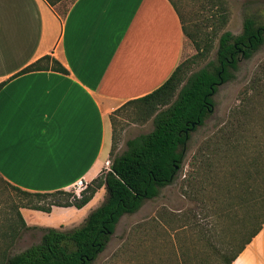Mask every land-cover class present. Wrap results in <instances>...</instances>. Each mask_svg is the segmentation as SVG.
<instances>
[{
  "label": "crops",
  "instance_id": "1",
  "mask_svg": "<svg viewBox=\"0 0 264 264\" xmlns=\"http://www.w3.org/2000/svg\"><path fill=\"white\" fill-rule=\"evenodd\" d=\"M47 55L67 73L19 74ZM184 55L169 0H75L64 18L46 0H0V178L30 193L92 182L109 169L112 114L161 87ZM22 216L72 229L89 215L71 227ZM233 264H264V228Z\"/></svg>",
  "mask_w": 264,
  "mask_h": 264
},
{
  "label": "trees",
  "instance_id": "2",
  "mask_svg": "<svg viewBox=\"0 0 264 264\" xmlns=\"http://www.w3.org/2000/svg\"><path fill=\"white\" fill-rule=\"evenodd\" d=\"M46 1L61 18L67 15L69 9L64 13L57 10L64 0ZM169 1L179 15L184 35L192 40L198 53L193 59L183 61L161 87L143 98L129 101L115 112L117 114L132 105L145 106L154 116L153 130L128 140L127 149L116 155L114 150L117 142L114 135L109 169L103 170L90 182L81 197L73 191L65 190L30 193L8 184L28 197V201L23 203L17 212V224L14 222L8 224L7 231L1 235L3 243L0 244V264H93L107 249L124 216L136 214L146 201L158 198L162 189L175 183L184 167L192 135L215 113V96L220 86L234 80L240 63L252 59L264 46V24L257 22L253 17L245 19L243 31L239 35L223 31L219 27L226 23V17L223 15H217L218 23L211 31L208 30V24L204 23L207 19L202 22L204 24L194 25L197 34V31L194 33L190 31L192 22L184 18L177 4L173 0ZM203 2L204 6L221 5L219 0H203ZM216 41H218L216 59L209 60ZM204 62L206 64L199 70L193 69L194 65ZM49 68L67 73L56 59L47 55L19 74ZM261 73L263 79L264 67L261 68ZM2 86L3 84L0 85V89ZM223 130L224 128L220 132ZM231 130L233 131V128ZM245 141L243 149L250 150L251 142L248 139ZM226 142L229 157L234 158L233 152L236 147L230 140L227 139ZM245 157L246 168L237 198H239L238 204L243 206L247 216L242 220L244 222L238 223V231L232 238H238L243 229L249 230L252 226L254 228L233 251L232 241L223 242V247L219 249L212 242L215 236L210 233L201 235L198 244L204 249L197 254L182 249L177 264H209L210 262L233 264L263 230L264 143L260 154L262 163L260 170L256 172L260 181L254 182L253 175L260 160L254 159L250 162L251 159ZM233 163L235 162H231V166ZM232 174L236 175V172ZM102 189L106 191L104 201L80 226L72 229L42 228L43 235L39 243L19 254H11V248L17 241L20 230L32 229L27 226L21 209L45 213H51L54 207L82 209ZM228 190L232 197V189ZM241 223L245 226H242V230Z\"/></svg>",
  "mask_w": 264,
  "mask_h": 264
},
{
  "label": "rangeland",
  "instance_id": "3",
  "mask_svg": "<svg viewBox=\"0 0 264 264\" xmlns=\"http://www.w3.org/2000/svg\"><path fill=\"white\" fill-rule=\"evenodd\" d=\"M74 1L64 0L57 10L60 13L66 12ZM173 1L184 18L192 22L190 29L192 33L197 31L193 28L194 25L204 23L208 24L209 31L213 30L218 23L217 15L226 17L225 25L219 27L234 35L242 33L247 17H253L257 22L264 24V0H219L221 7L204 6L203 0ZM206 19L207 22L202 23ZM196 33L198 34V31ZM217 47L218 41L214 44L209 60L216 59ZM197 53L192 40L185 36L183 61L193 59ZM205 64V62L196 64L193 69L199 70ZM262 67L264 46L252 59L240 63L234 80L220 86L215 96V113L192 135L184 167L175 183L162 189L158 198L146 201L136 214L124 216L107 249L93 264H177L182 249H188L195 254L204 249L198 244L201 235L210 233L215 236L212 242L219 249L223 247V242L232 241V251L248 236L254 226L249 230L243 229L238 238H232L238 231V223L244 222L242 220L247 216L243 206L238 204L237 198L246 168L245 156L251 159L250 162L254 159L260 160L253 171L254 182L260 181L256 172L260 170L262 163L260 154L264 143ZM153 118L145 106L141 105L128 106L117 114L113 113L111 124L117 142L114 155L121 154L127 149L128 140L150 133L154 128ZM223 128L225 132L224 130L220 132ZM227 139L236 147L233 152L234 158L229 157ZM246 139L251 142L250 150L243 149ZM112 148L113 139L109 163ZM231 162H235L232 166L236 168L231 166ZM233 172H236V175H233ZM229 188L232 189V197ZM71 191L74 192L73 189ZM105 195L103 189L89 205L70 217L68 214L61 216L60 211L48 215L23 210L22 214L30 224L60 227L61 221L71 223L70 227L76 226L102 204ZM27 201L28 197L0 178L1 245L2 233L7 231L8 224L13 222L17 224V212ZM231 204L237 206L234 208ZM240 226L241 230L242 226L245 227L242 223ZM41 229H21L17 241L11 248V254H19L39 243L43 235Z\"/></svg>",
  "mask_w": 264,
  "mask_h": 264
},
{
  "label": "built area",
  "instance_id": "4",
  "mask_svg": "<svg viewBox=\"0 0 264 264\" xmlns=\"http://www.w3.org/2000/svg\"><path fill=\"white\" fill-rule=\"evenodd\" d=\"M87 186L88 183L85 180L83 179L79 180L73 187L74 193L78 197H81L82 192L86 190Z\"/></svg>",
  "mask_w": 264,
  "mask_h": 264
}]
</instances>
